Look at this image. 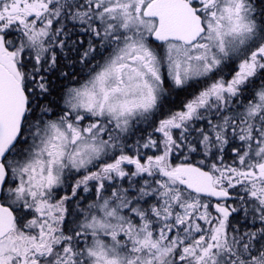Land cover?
Here are the masks:
<instances>
[{
    "label": "snow or ice",
    "instance_id": "6c2138e0",
    "mask_svg": "<svg viewBox=\"0 0 264 264\" xmlns=\"http://www.w3.org/2000/svg\"><path fill=\"white\" fill-rule=\"evenodd\" d=\"M0 264H264V0H0Z\"/></svg>",
    "mask_w": 264,
    "mask_h": 264
}]
</instances>
